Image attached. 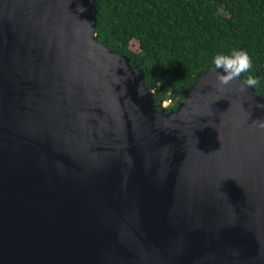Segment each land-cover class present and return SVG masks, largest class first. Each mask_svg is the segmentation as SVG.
Returning <instances> with one entry per match:
<instances>
[{
    "label": "water",
    "instance_id": "95a60500",
    "mask_svg": "<svg viewBox=\"0 0 264 264\" xmlns=\"http://www.w3.org/2000/svg\"><path fill=\"white\" fill-rule=\"evenodd\" d=\"M96 28L0 0V264H264V95L220 66L167 112Z\"/></svg>",
    "mask_w": 264,
    "mask_h": 264
},
{
    "label": "trees",
    "instance_id": "16d2710c",
    "mask_svg": "<svg viewBox=\"0 0 264 264\" xmlns=\"http://www.w3.org/2000/svg\"><path fill=\"white\" fill-rule=\"evenodd\" d=\"M95 40L145 72L157 106L184 101L207 72L230 66L264 95V0H96ZM138 42L133 49L132 43Z\"/></svg>",
    "mask_w": 264,
    "mask_h": 264
},
{
    "label": "rangeland",
    "instance_id": "374dc122",
    "mask_svg": "<svg viewBox=\"0 0 264 264\" xmlns=\"http://www.w3.org/2000/svg\"><path fill=\"white\" fill-rule=\"evenodd\" d=\"M132 48H133V49H137V48H138V42H136V41L133 42V43H132Z\"/></svg>",
    "mask_w": 264,
    "mask_h": 264
},
{
    "label": "built area",
    "instance_id": "2783aa9c",
    "mask_svg": "<svg viewBox=\"0 0 264 264\" xmlns=\"http://www.w3.org/2000/svg\"><path fill=\"white\" fill-rule=\"evenodd\" d=\"M166 104H167V105H168V104H171V101H168Z\"/></svg>",
    "mask_w": 264,
    "mask_h": 264
}]
</instances>
